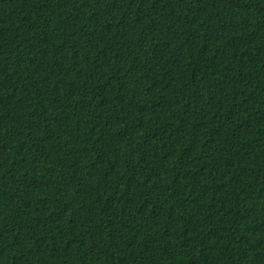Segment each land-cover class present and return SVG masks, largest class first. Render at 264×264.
<instances>
[{
  "label": "trees",
  "instance_id": "trees-1",
  "mask_svg": "<svg viewBox=\"0 0 264 264\" xmlns=\"http://www.w3.org/2000/svg\"><path fill=\"white\" fill-rule=\"evenodd\" d=\"M0 264H264V0H0Z\"/></svg>",
  "mask_w": 264,
  "mask_h": 264
}]
</instances>
